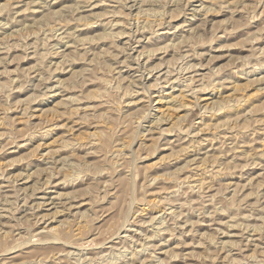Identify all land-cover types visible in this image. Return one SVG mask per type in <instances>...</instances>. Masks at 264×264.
Here are the masks:
<instances>
[{"label": "rangeland", "instance_id": "obj_1", "mask_svg": "<svg viewBox=\"0 0 264 264\" xmlns=\"http://www.w3.org/2000/svg\"><path fill=\"white\" fill-rule=\"evenodd\" d=\"M0 264H264V0H0Z\"/></svg>", "mask_w": 264, "mask_h": 264}, {"label": "bare ground", "instance_id": "obj_2", "mask_svg": "<svg viewBox=\"0 0 264 264\" xmlns=\"http://www.w3.org/2000/svg\"><path fill=\"white\" fill-rule=\"evenodd\" d=\"M51 169V168H50Z\"/></svg>", "mask_w": 264, "mask_h": 264}]
</instances>
